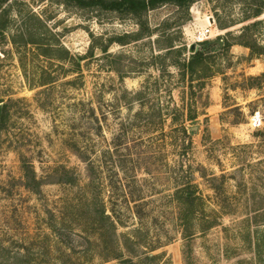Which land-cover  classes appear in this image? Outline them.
I'll list each match as a JSON object with an SVG mask.
<instances>
[{"label":"rangeland","instance_id":"obj_1","mask_svg":"<svg viewBox=\"0 0 264 264\" xmlns=\"http://www.w3.org/2000/svg\"><path fill=\"white\" fill-rule=\"evenodd\" d=\"M0 17V264H264V0L166 4L143 28L62 0H0ZM190 45L191 82L171 65Z\"/></svg>","mask_w":264,"mask_h":264},{"label":"trees","instance_id":"obj_2","mask_svg":"<svg viewBox=\"0 0 264 264\" xmlns=\"http://www.w3.org/2000/svg\"><path fill=\"white\" fill-rule=\"evenodd\" d=\"M65 4H70L74 5L79 9H84V10H99L101 12H106V13H116L120 16H131L135 19H138L139 23L138 25L143 28V16L150 10H154L160 6L166 5V4H173L177 7L180 8H188L192 3H194L196 0H62ZM260 14V11L257 12L254 16L258 17ZM1 18V17H0ZM219 27V26H218ZM8 27L6 25L0 23V34L3 35L4 31L7 30ZM128 37V36H126ZM137 39V38H134ZM124 39H119V41H123ZM32 41H27L26 43H30ZM35 44V43H34ZM204 44H208L207 42ZM213 44V43H210ZM217 46L213 47L215 48V51L217 52H225L228 51L230 48L229 43L223 42L222 46ZM240 46H243L251 51V54H253L254 50L252 47H250L248 44H237ZM36 46V45H35ZM39 47H42V56L43 57H48V52H53L57 55H55L53 58L58 60V61H66L68 59L67 57V51L62 48L61 46H48V45H37ZM107 47H104L101 49L102 53L107 52ZM173 46H168L166 48V54H172L173 52L178 56L181 57L183 56V52L186 50L184 46L178 47L177 49H173ZM205 49H199L197 52L193 53L190 55L188 60L186 61L185 59L179 58L178 61L175 63H172L171 65L175 66L179 72L182 74V78L184 79L185 77L190 76V82L193 78V75L195 74V68L198 65H203L205 61ZM93 54L90 53L88 54L87 57H92ZM132 96L135 98H139L142 96V92L134 93ZM9 113V105L7 103H4L3 101L0 100V128H2L6 117L8 116ZM185 130L184 128H182ZM180 192V191H179ZM178 192V193H179ZM177 197V193H176ZM179 199L183 200L184 203H187L188 205L192 207H197L201 203V198L198 197L193 191H185L183 194L180 195ZM196 209H192L189 213L186 214V216H181L180 219L182 222L186 223L188 218L196 219ZM259 208L255 210V212H258ZM106 219H110L109 216L106 217ZM183 223V225H184ZM212 224H210L207 228H211ZM163 254L161 255H153L149 256L146 255L145 259L148 261H154V260H159ZM127 263H131L130 260L125 261ZM124 262V264H126ZM159 264H170L168 263H159Z\"/></svg>","mask_w":264,"mask_h":264},{"label":"built area","instance_id":"obj_3","mask_svg":"<svg viewBox=\"0 0 264 264\" xmlns=\"http://www.w3.org/2000/svg\"><path fill=\"white\" fill-rule=\"evenodd\" d=\"M213 24L214 22L211 23L209 21L208 25L204 29H200L195 33L194 43L196 45L201 44L203 41L207 40L212 35L211 27ZM262 124H263V118L261 117V115L258 112L254 113V115L250 118V125L252 126V128L254 129L260 128Z\"/></svg>","mask_w":264,"mask_h":264},{"label":"crops","instance_id":"obj_4","mask_svg":"<svg viewBox=\"0 0 264 264\" xmlns=\"http://www.w3.org/2000/svg\"><path fill=\"white\" fill-rule=\"evenodd\" d=\"M246 48H243V47H241V46H236V45H234V46H232V48H231V53L232 54H234V53H238V54H241L242 56H244V57H247L248 55H247V53H246ZM215 107V106H214ZM210 108H211V106H210Z\"/></svg>","mask_w":264,"mask_h":264},{"label":"water","instance_id":"obj_5","mask_svg":"<svg viewBox=\"0 0 264 264\" xmlns=\"http://www.w3.org/2000/svg\"><path fill=\"white\" fill-rule=\"evenodd\" d=\"M210 22L213 23L212 20H211ZM197 51H198V47H197L196 45H190V46H189V52H190L191 54H193V53H195V52H197Z\"/></svg>","mask_w":264,"mask_h":264}]
</instances>
